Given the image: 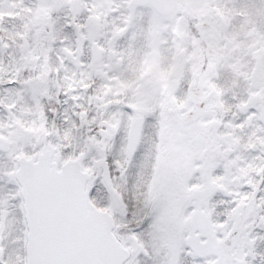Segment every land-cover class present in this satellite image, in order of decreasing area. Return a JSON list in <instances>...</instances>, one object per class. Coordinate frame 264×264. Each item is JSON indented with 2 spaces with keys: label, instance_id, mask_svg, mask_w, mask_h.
Segmentation results:
<instances>
[{
  "label": "snow or ice",
  "instance_id": "obj_1",
  "mask_svg": "<svg viewBox=\"0 0 264 264\" xmlns=\"http://www.w3.org/2000/svg\"><path fill=\"white\" fill-rule=\"evenodd\" d=\"M0 264H264V0H7Z\"/></svg>",
  "mask_w": 264,
  "mask_h": 264
},
{
  "label": "rangeland",
  "instance_id": "obj_2",
  "mask_svg": "<svg viewBox=\"0 0 264 264\" xmlns=\"http://www.w3.org/2000/svg\"><path fill=\"white\" fill-rule=\"evenodd\" d=\"M231 2V0H230ZM5 0H0V9L7 8L4 6Z\"/></svg>",
  "mask_w": 264,
  "mask_h": 264
},
{
  "label": "water",
  "instance_id": "obj_3",
  "mask_svg": "<svg viewBox=\"0 0 264 264\" xmlns=\"http://www.w3.org/2000/svg\"><path fill=\"white\" fill-rule=\"evenodd\" d=\"M5 6L6 7H9L8 3H7V0H5Z\"/></svg>",
  "mask_w": 264,
  "mask_h": 264
}]
</instances>
